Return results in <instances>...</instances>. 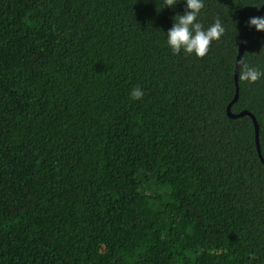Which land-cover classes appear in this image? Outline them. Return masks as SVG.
Here are the masks:
<instances>
[{"label":"trees","instance_id":"trees-1","mask_svg":"<svg viewBox=\"0 0 264 264\" xmlns=\"http://www.w3.org/2000/svg\"><path fill=\"white\" fill-rule=\"evenodd\" d=\"M258 4L205 0L225 34L197 58L165 44L183 0H0V264H264V162L227 114L264 158V79L231 102Z\"/></svg>","mask_w":264,"mask_h":264},{"label":"clouds","instance_id":"clouds-1","mask_svg":"<svg viewBox=\"0 0 264 264\" xmlns=\"http://www.w3.org/2000/svg\"><path fill=\"white\" fill-rule=\"evenodd\" d=\"M180 0H160V8H173ZM184 12L173 17L171 27L165 33V44L172 54L184 53L197 58L205 56L209 51V45L218 41L225 34V26L219 18L215 19L207 27L199 21L198 16L205 6V0H183ZM264 5V0L259 4L250 5L259 9ZM247 26L257 32H264V14L251 16L247 20ZM238 79L249 84L264 79V71L248 64H243L238 71ZM144 92L139 87H133L129 92L131 100H140Z\"/></svg>","mask_w":264,"mask_h":264},{"label":"water","instance_id":"water-1","mask_svg":"<svg viewBox=\"0 0 264 264\" xmlns=\"http://www.w3.org/2000/svg\"><path fill=\"white\" fill-rule=\"evenodd\" d=\"M263 11H264V5H262L258 9V11L255 13L254 16H260ZM251 30H252V28L247 27V29H246V31H245V33L243 35L242 41H241V43H240V45L238 47V53H237V56H236L235 68H234L235 94H234V97H233L231 102H233L237 98V92H238V84H237L238 66H239V62H240V59H241V54H242L243 47L245 45L246 39H247V37H248V35H249ZM227 114L230 117H236V116L243 115V114H247V115H249L251 117V119L253 121V124H254L255 143H256L257 152H258V155H259L260 159L264 162V158L261 156V153H260V147H259V142H258V125L256 123L255 117L250 112H248L246 110L240 111L238 113H231L230 110H229V107L227 108Z\"/></svg>","mask_w":264,"mask_h":264},{"label":"rangeland","instance_id":"rangeland-1","mask_svg":"<svg viewBox=\"0 0 264 264\" xmlns=\"http://www.w3.org/2000/svg\"><path fill=\"white\" fill-rule=\"evenodd\" d=\"M153 185H154V184H152V186H151L150 188H152V187H153ZM152 189H153V188H152ZM152 189H147L146 191H149V190L151 191Z\"/></svg>","mask_w":264,"mask_h":264}]
</instances>
